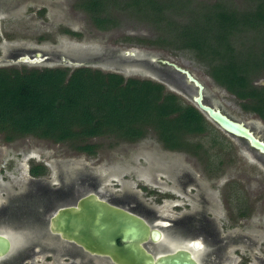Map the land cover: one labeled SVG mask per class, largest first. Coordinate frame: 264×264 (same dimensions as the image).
I'll return each mask as SVG.
<instances>
[{
    "label": "trees",
    "instance_id": "1",
    "mask_svg": "<svg viewBox=\"0 0 264 264\" xmlns=\"http://www.w3.org/2000/svg\"><path fill=\"white\" fill-rule=\"evenodd\" d=\"M74 0L91 25L109 30L130 16L152 30L150 37H125L177 55L189 52L204 73L236 101L244 113L264 122V0ZM43 11V9H41ZM62 33H80L61 28ZM46 39L37 36V41ZM154 134L161 146L212 160L198 138L230 147L229 141L189 102L146 78L124 77L88 66L73 68L0 66V138L33 136L69 142L94 155L100 144L137 142ZM207 148V149H208ZM210 164V165H209ZM46 168L31 163L29 173Z\"/></svg>",
    "mask_w": 264,
    "mask_h": 264
},
{
    "label": "rangeland",
    "instance_id": "2",
    "mask_svg": "<svg viewBox=\"0 0 264 264\" xmlns=\"http://www.w3.org/2000/svg\"><path fill=\"white\" fill-rule=\"evenodd\" d=\"M73 1L0 0V66L73 68L75 64L68 58L83 56L89 52L92 57L93 55L97 57L84 60V65L101 71L115 72L124 77L150 79L161 83L167 91L174 90V92L182 93L145 69L143 64L138 63L142 59L168 58L189 69L204 84V94L210 103L218 106L231 118L242 121L257 135L264 138V122L254 114L242 112L233 97L206 76L203 67L190 57L189 52L173 55L155 46L125 40L127 36L150 37L152 33L149 26L130 16L120 18L119 25L115 28L99 30L91 25L81 11L73 7ZM238 2L239 0H234L236 5H239ZM244 3L247 1L244 0ZM61 28L78 32L80 36L74 37L62 33ZM37 36H43L46 39L37 41ZM34 49L43 51L48 59L29 64L11 62L7 59L9 57H4L10 53H32ZM124 51L132 52V54L126 55ZM117 58L129 62L125 64L123 70L111 67L115 64L112 60ZM261 81L264 79L260 78L256 83ZM182 99L188 102L186 96ZM218 132L228 139L231 148L218 145L208 148L211 137L204 135L198 138L212 160L211 167L217 166L219 160L222 163L213 170H208V164H205L202 156L164 149L152 133H148L137 142L121 141L111 145L109 139L93 138L91 141L99 143L100 147L94 155L89 156L73 150L69 142L53 143L33 136L19 137L12 142H4L0 138V183L8 184V186L15 185L16 190L21 191L24 188L23 183L31 177L28 173L31 163H41L47 170L45 175L39 176L49 187V191L44 192L45 196L56 195L54 191L60 186L61 180L65 184L70 179L75 182L73 179L76 176L75 172L80 169L91 170L100 178L101 192L106 189L107 193L119 195L126 187L146 202L155 203L154 198L157 197L158 192L153 183H150L154 167L183 165L188 166L193 171L194 177L212 190L221 203L225 199L221 210L222 208L234 210L240 206L241 209L252 211V215L242 222L247 229H252L254 226L264 227V159L250 150L242 140L220 129ZM59 172L62 173V179L58 176ZM156 177L167 181V175L164 173H156ZM156 188L161 192L166 190ZM76 197L56 201V203L50 200L47 202L46 213L42 217L47 221L56 208L72 203ZM33 198L36 197L26 200L31 202L30 206L37 208L38 205H34ZM1 200L0 197V203ZM165 203V200L162 201V204ZM175 203L179 204L175 211L186 207L180 200ZM156 207L162 206L156 204ZM166 209L173 210L171 204L164 207V210ZM35 222L40 224L39 220ZM34 258L35 264H42L41 255H35Z\"/></svg>",
    "mask_w": 264,
    "mask_h": 264
},
{
    "label": "flooded vegetation",
    "instance_id": "3",
    "mask_svg": "<svg viewBox=\"0 0 264 264\" xmlns=\"http://www.w3.org/2000/svg\"><path fill=\"white\" fill-rule=\"evenodd\" d=\"M88 54L91 55L85 53ZM115 63L125 66L129 62L117 58ZM154 168L150 183L158 192L155 203L146 202L126 187L119 195L107 193L106 189L101 192L100 178L91 170H77L75 182L70 179L65 184L61 180L54 191L56 195H44L49 187L39 176L45 175L47 170L42 175L32 176L28 168L31 177L23 183L21 191H17L15 185L0 183V234H6L10 242L9 251L0 257V264H35V255L42 256V264H114L106 257L91 254L76 243L49 232L47 221L42 217L50 200L56 203L88 192L131 211L155 230L157 240L148 237L142 244L153 257L180 250L190 254L197 264H264V227L247 229L242 224L252 211L240 206L221 210L225 199L221 203L212 190L194 177L188 166ZM156 173L167 175V181L158 179ZM58 176L62 179L61 172ZM156 187L166 190L161 192ZM33 196L36 197L34 205L40 208L30 206L31 202L26 200ZM164 200L166 203L162 204ZM177 200L186 207L175 211L179 207L175 203ZM156 204L162 207L157 208ZM168 204L172 211L164 210Z\"/></svg>",
    "mask_w": 264,
    "mask_h": 264
},
{
    "label": "water",
    "instance_id": "4",
    "mask_svg": "<svg viewBox=\"0 0 264 264\" xmlns=\"http://www.w3.org/2000/svg\"><path fill=\"white\" fill-rule=\"evenodd\" d=\"M124 54L131 55L132 52L124 51ZM4 57H9L7 59L11 62L29 64L48 59L40 49H34L32 53H10ZM91 57L88 54L69 57L68 60L77 67L84 65L83 61L90 60ZM95 57L97 56L93 55L92 58ZM138 63L176 90H180L182 93L171 91L181 98L186 96L187 101L216 128L242 140L250 150L264 159V138L242 121L231 118L218 106L210 103L204 94V84L189 69L168 58L160 57ZM111 67L123 70L124 66L115 63ZM260 83L264 84V81ZM47 226L49 232L76 243L91 254L106 257L114 264H197L190 254L180 250L153 257L142 244L148 237L153 241L157 240L156 231L150 229L138 215L102 199L93 192L85 193L72 203L56 208L49 215ZM193 245L196 246V243ZM9 247L6 234H0V257L9 251Z\"/></svg>",
    "mask_w": 264,
    "mask_h": 264
},
{
    "label": "bare ground",
    "instance_id": "5",
    "mask_svg": "<svg viewBox=\"0 0 264 264\" xmlns=\"http://www.w3.org/2000/svg\"><path fill=\"white\" fill-rule=\"evenodd\" d=\"M75 52V51H74ZM76 53V52H75ZM152 73V72H151ZM153 74V73H152Z\"/></svg>",
    "mask_w": 264,
    "mask_h": 264
}]
</instances>
